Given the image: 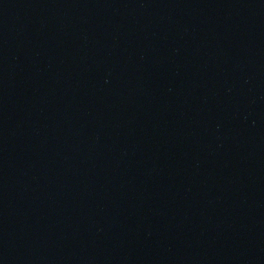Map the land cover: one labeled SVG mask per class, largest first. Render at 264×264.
Segmentation results:
<instances>
[{
  "label": "water",
  "instance_id": "water-1",
  "mask_svg": "<svg viewBox=\"0 0 264 264\" xmlns=\"http://www.w3.org/2000/svg\"><path fill=\"white\" fill-rule=\"evenodd\" d=\"M0 264H264V0L0 123Z\"/></svg>",
  "mask_w": 264,
  "mask_h": 264
}]
</instances>
